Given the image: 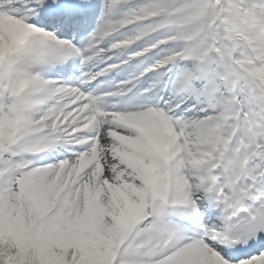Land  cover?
<instances>
[{"label": "snow or ice", "instance_id": "6c2138e0", "mask_svg": "<svg viewBox=\"0 0 264 264\" xmlns=\"http://www.w3.org/2000/svg\"><path fill=\"white\" fill-rule=\"evenodd\" d=\"M0 264H264V0H0Z\"/></svg>", "mask_w": 264, "mask_h": 264}]
</instances>
